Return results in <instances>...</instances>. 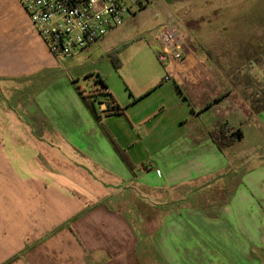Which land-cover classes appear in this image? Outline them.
Instances as JSON below:
<instances>
[{"label":"crops","instance_id":"0c3cea01","mask_svg":"<svg viewBox=\"0 0 264 264\" xmlns=\"http://www.w3.org/2000/svg\"><path fill=\"white\" fill-rule=\"evenodd\" d=\"M150 1L70 61L56 60L19 6L13 20L0 19V264H264V110L217 98L203 81L224 76L210 55H225L240 0ZM172 22L187 60H161L158 44L162 68L141 75L126 70L141 55H118L121 102L93 73L123 114L103 118L94 103L95 116L68 65L95 49L158 43ZM224 125L244 138L221 149ZM136 190L140 202L171 209L148 216L131 207ZM148 219L157 227L141 249L137 225Z\"/></svg>","mask_w":264,"mask_h":264},{"label":"rangeland","instance_id":"374dc122","mask_svg":"<svg viewBox=\"0 0 264 264\" xmlns=\"http://www.w3.org/2000/svg\"><path fill=\"white\" fill-rule=\"evenodd\" d=\"M1 2L4 7H0V12L4 11V13H0V19H4V16H6L5 19L9 17V19L13 20L14 17L11 16L19 13L21 8L30 20L29 14L19 0H1ZM239 5L241 7V12L231 18L236 19L231 21V23H234V26L236 25L235 28L232 29V32L235 33L231 34L227 38L228 42L224 44L225 55H210L214 61V70L217 71L216 73H219V69L222 68L221 71L224 76L216 74L217 76L214 77L213 80L209 79V81H203L204 84H208L210 88H214L213 90L215 92L213 91V94H216L215 96H217V98L228 96L226 100L229 99L240 104L247 102L255 111H260L264 108V0H240ZM147 43L148 42L144 43L141 40L132 41L109 53H103L100 52L99 49H95L93 50L95 55L86 57L85 60L78 61V66L69 64L68 67L72 70L70 71L73 73V77H75L76 87L79 88L81 92H85V96L90 95V90L92 88L97 86L101 88L102 84L100 82V77L97 76V73H93L94 71L100 70L104 73L103 78L108 82L112 92H114V95L116 94L115 96L120 98L119 101L121 102L123 100L122 98H126V94L128 95L126 90L128 85L123 75V73L126 74L125 70L117 69L122 66L123 61L120 59L121 64L117 61L114 62L116 65L112 63L109 64L108 56L103 58L99 55H141L140 60L136 64L131 63L127 65L126 70H131L133 73L139 70L141 75H143L146 72L156 70L160 67L162 68V64L157 56L158 43L155 41L150 42L148 45ZM89 48L84 51H87ZM69 59L70 58H68V61L71 60ZM83 73L85 74L81 76ZM76 76L79 77V80H77ZM216 87L219 88V91H216ZM90 100L93 101L92 98ZM228 110L233 109L228 108ZM259 118L260 129H258V131H264V113H261ZM225 127L224 130L221 129L219 131L217 137L220 140L229 141L224 133L232 127L227 125ZM124 131L126 130H123V132ZM136 191L139 192V190ZM102 192L112 193L113 189H102ZM121 195H127V193ZM128 195H131L133 200H135L127 204H131V207L135 209L144 210L148 216L153 215L158 208L155 204L150 205V203L145 204L140 202V197H142L140 192L136 194L129 192ZM147 195H149L148 199L152 198L153 200L156 196L155 193H147ZM173 196L176 199L178 192H174ZM114 200L115 199H111L109 202L110 205H113ZM199 204L201 206H198L197 209L208 216H213L215 209L212 211L210 207H205L203 203L199 202ZM214 206L215 205H213V208ZM115 207L122 211H126L124 204L121 205L117 203ZM170 207L171 205L166 204L164 207L158 208V210L166 212L171 209ZM127 215L129 216L130 213H127ZM156 227L157 225H154V222L152 223L150 219L144 221L142 227L137 225V230H139L138 232H140L142 236L141 249L144 244L151 242V237Z\"/></svg>","mask_w":264,"mask_h":264},{"label":"built area","instance_id":"2783aa9c","mask_svg":"<svg viewBox=\"0 0 264 264\" xmlns=\"http://www.w3.org/2000/svg\"><path fill=\"white\" fill-rule=\"evenodd\" d=\"M30 21L56 60L76 56L85 49L105 41L111 33L123 27L133 16L142 12L150 0H19ZM156 40L163 61L184 63L187 60V40L177 23L160 26ZM169 80V77H166ZM99 95H98V94ZM109 89L90 90L103 118L120 115L107 97ZM98 95V96H97ZM237 130L228 129L229 140Z\"/></svg>","mask_w":264,"mask_h":264},{"label":"trees","instance_id":"16d2710c","mask_svg":"<svg viewBox=\"0 0 264 264\" xmlns=\"http://www.w3.org/2000/svg\"><path fill=\"white\" fill-rule=\"evenodd\" d=\"M111 56V58H112V60H113V62H119L120 64H121V61H120V58H119V56L118 55H110ZM115 64V63H114ZM116 65V64H115ZM101 82V84H102V88L103 89H108V87H107V85H105L102 81H100ZM80 91V90H79ZM80 93L83 95V97H84V99L86 100V102H87V104H88V106L92 109V111H93V113L95 114V116H97L98 117V113L95 111V105H94V103H95V101H91L90 99H91V96H87V97H85L84 96V94L80 91ZM98 94V93H97ZM99 95V94H98ZM97 95V96H98ZM107 97H108V99H109V101L111 102V103H113V105L119 110V112H120V114H123V109L121 108V107H119L118 105H117V103L115 102V100H114V98H113V96L111 95V93H109L108 95H107ZM262 110H264V108L262 109ZM261 111V110H260ZM226 127H225V125L222 127V129L224 130ZM244 138V133L242 132V130H237V133H236V138L234 139V140H222V142L219 144V147L222 149L223 147H226V146H229V145H231V144H234L235 142H237V141H239V140H242ZM216 140H218L217 138H216Z\"/></svg>","mask_w":264,"mask_h":264}]
</instances>
